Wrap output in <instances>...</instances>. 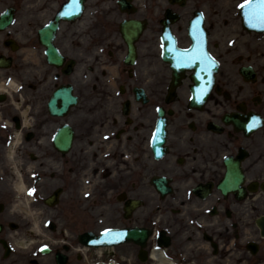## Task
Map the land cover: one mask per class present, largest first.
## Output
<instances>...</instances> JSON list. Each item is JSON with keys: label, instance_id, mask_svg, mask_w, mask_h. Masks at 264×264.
Here are the masks:
<instances>
[{"label": "flooded vegetation", "instance_id": "flooded-vegetation-1", "mask_svg": "<svg viewBox=\"0 0 264 264\" xmlns=\"http://www.w3.org/2000/svg\"><path fill=\"white\" fill-rule=\"evenodd\" d=\"M116 1L86 0L88 18L60 24L49 60L39 32L66 0H0L21 12L0 34V264H83L79 236L110 228L165 231L173 264H264L246 247L264 216V51L219 52L210 5L211 94L193 103L186 71L171 98L162 21L178 13L180 45L198 8L145 0L128 16ZM125 17L147 23L132 66ZM254 114L259 130L236 124ZM132 259L141 264L139 249Z\"/></svg>", "mask_w": 264, "mask_h": 264}, {"label": "snow or ice", "instance_id": "snow-or-ice-1", "mask_svg": "<svg viewBox=\"0 0 264 264\" xmlns=\"http://www.w3.org/2000/svg\"><path fill=\"white\" fill-rule=\"evenodd\" d=\"M77 2H78V0H73L74 4ZM254 4L257 6V8L260 9L259 13H257L256 9L253 8ZM240 7L242 10L245 8H248L250 10L249 13H246L250 22L254 21L256 23L264 25V0H246L245 4L240 5ZM186 55H187V53H181L178 57L179 62L186 67H198L199 65H201L204 62V59H207V57L205 55L204 59L193 58L191 60H188V59L184 58ZM204 71H205V69L202 68L201 72H204ZM196 76L198 79H202L200 72L196 73ZM29 194L31 195L32 192H30ZM109 231L110 230L106 231L104 235H108ZM42 251H43V249H42Z\"/></svg>", "mask_w": 264, "mask_h": 264}, {"label": "bare ground", "instance_id": "bare-ground-1", "mask_svg": "<svg viewBox=\"0 0 264 264\" xmlns=\"http://www.w3.org/2000/svg\"><path fill=\"white\" fill-rule=\"evenodd\" d=\"M225 4H226V1L223 2V5H225ZM226 7L229 8L228 4H226ZM232 29H233V30H236L237 28H236V27H233ZM161 256H162V255H161ZM158 258L162 260L163 257H158Z\"/></svg>", "mask_w": 264, "mask_h": 264}, {"label": "water", "instance_id": "water-1", "mask_svg": "<svg viewBox=\"0 0 264 264\" xmlns=\"http://www.w3.org/2000/svg\"><path fill=\"white\" fill-rule=\"evenodd\" d=\"M262 25H256V27H261ZM98 240H100V238L98 239Z\"/></svg>", "mask_w": 264, "mask_h": 264}, {"label": "rangeland", "instance_id": "rangeland-1", "mask_svg": "<svg viewBox=\"0 0 264 264\" xmlns=\"http://www.w3.org/2000/svg\"><path fill=\"white\" fill-rule=\"evenodd\" d=\"M236 1H238V2H239L240 0H236ZM242 1H243V0H242ZM240 2H241V1H240ZM236 3H237V2H236Z\"/></svg>", "mask_w": 264, "mask_h": 264}]
</instances>
